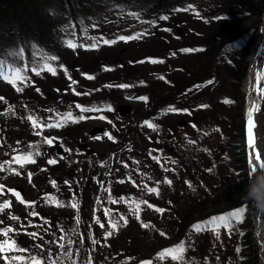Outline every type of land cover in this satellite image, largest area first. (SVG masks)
Returning a JSON list of instances; mask_svg holds the SVG:
<instances>
[{
  "label": "rangeland",
  "instance_id": "374dc122",
  "mask_svg": "<svg viewBox=\"0 0 264 264\" xmlns=\"http://www.w3.org/2000/svg\"><path fill=\"white\" fill-rule=\"evenodd\" d=\"M126 10L131 11L112 23L97 24L92 17L111 12L81 10L76 22H69L70 34L56 35L64 36V47L78 33L85 42L86 54L64 53L60 63L67 67L78 70L92 65L86 72L91 74L104 63L125 66L114 75L128 74L130 80L120 83L136 84L131 91L137 88L143 100L132 105L127 116L120 117L123 107L110 100V92H99L98 86L116 76L109 79L102 71L95 72V83L84 82L88 75L73 82L56 58L29 61L24 57L26 46L16 53L13 47L0 51L10 57L3 61L6 80L18 77L8 87L4 79L0 82V150L4 151L0 165L20 171L8 180L17 186L14 193H19L10 194L13 205L30 211L26 202L34 200L48 205L40 209L49 211L57 202L64 218L60 224H68L67 217H72L81 229L97 226L112 233L110 242L118 246L117 254L120 249L129 253L116 262L114 253H109L112 263L87 256L86 264H137L141 257L148 258L142 264H262L257 230L264 225V215L256 210L261 206L253 187H263L254 181L249 163L252 150L259 148L260 165L264 164V100L259 133L251 123L260 138L259 147L254 148L248 143L250 94L246 89L249 84L250 91L258 93L259 85L251 86L252 59L262 55L264 63L258 45V35L264 32V0H140L133 8L116 12ZM121 31H134L127 38H136L122 40ZM45 33L54 35L53 29ZM37 36L16 43L32 44V56L38 57L35 43L45 39ZM61 37H48L49 50L61 53ZM180 76L192 79L179 92L181 98L156 106L168 99L161 85L170 77L180 82ZM197 83L202 84L196 87ZM152 84L158 100L152 98ZM87 91L91 96L85 95ZM28 101L30 108L19 113L16 104ZM98 102L112 103L114 108L98 106L102 105ZM32 105L38 106L37 118L30 114L31 120L21 121L20 115L34 113ZM83 106L90 114H83ZM67 116L80 117V122L58 129L59 120ZM113 120L123 123L119 140L111 129ZM26 156L31 160L23 159ZM50 160L56 162L50 164ZM260 173L258 181L264 185V168L260 167ZM116 185L120 198L110 200L107 188L115 193L112 186ZM233 213H239L238 218ZM220 217L230 220L222 226ZM195 225L202 230L196 231ZM252 232L254 246L246 247H252L249 258L244 233ZM165 245L167 250L182 246L184 251L161 258ZM95 249L100 252L91 244L89 253Z\"/></svg>",
  "mask_w": 264,
  "mask_h": 264
},
{
  "label": "trees",
  "instance_id": "16d2710c",
  "mask_svg": "<svg viewBox=\"0 0 264 264\" xmlns=\"http://www.w3.org/2000/svg\"><path fill=\"white\" fill-rule=\"evenodd\" d=\"M140 0H110V2H104V0H0V51L2 53H5L8 47H13L17 48L15 49L18 51V48H23V46H26L27 49L24 52V57L32 61L34 63L40 62L42 59L44 60H52L53 57L56 58L55 63L58 65L63 64L65 67L63 68L64 73L67 75L68 79H79L80 76H87L92 77V79L87 78L84 80V82L90 84L91 82L95 83L96 82V76L95 72H102L106 71L107 74H109V79L113 78L116 76L117 79H111L109 82L102 83V85L98 86L99 92L104 93V92H110V100L115 103L116 100L114 98L118 95V99L120 101H128L135 99L136 96L139 95V92L137 91V88L135 91H131L133 88L136 87V84L130 85L127 83H120L123 80H130L129 75L125 74L124 76L120 75H114V72L116 73L118 70L123 69L125 66L122 64H110V63H104L100 66V69L98 71H95L94 73H86L87 71L90 70L91 66L89 67H78L73 68L71 66L67 67L66 64L60 63L64 61V53H77L78 56L80 54H86L84 51V47L81 46V33H78L74 35V38L72 39V45H75V47H70L69 45L67 47L63 46V39L64 36H58L56 34H59V32L62 35H68L70 34V27L71 24L73 25V22H76V15L77 12L81 10H89L93 12L94 14H98L100 12H114L111 14L109 17L108 21H116L119 16V12L116 11H121L126 8H133L135 5L138 4ZM106 6V7H103ZM108 6L110 8H108ZM222 4L218 7L220 8ZM122 16H126V11L121 12ZM128 17H131L129 14ZM69 22H68V21ZM77 26V25H76ZM53 28H56V31L53 36L47 35L45 32L48 30H52ZM78 28V27H77ZM134 31H131V33ZM250 31L247 32L249 34ZM125 34H129L128 32ZM35 35H38L37 37H41L45 39L43 42L40 40V44L42 47V50L40 52V55L38 52L37 55L38 57H33L31 50H32V45L29 44H19L16 43L17 39H22L24 40L26 38H34ZM48 37H54L58 38L61 37L62 39V48H61V53L57 54L53 50H49L48 42L47 39ZM81 42V43H80ZM232 41H227L224 45L227 47L230 45ZM226 47H221V49H225ZM197 49H199L197 47ZM175 52V51H174ZM192 54H196L199 52L198 50L191 51ZM10 54V52H8ZM1 57V56H0ZM6 58L5 54L2 56ZM40 57V58H39ZM200 58H203L202 56H197ZM196 58V57H194ZM1 61H3V58H0ZM19 61L17 62V64ZM177 67H174L173 69L175 70ZM167 74H169L171 71H165ZM177 72V71H174ZM0 74H2L0 70ZM182 81L177 82L175 80H171L170 78H167V80L161 85V89L165 91V93L168 95L167 100H160L161 102L158 103L156 102V106H162L163 102H166L165 104L169 102H173L174 100H177L178 98H181V95H178L179 92L182 90L183 87L188 88L187 86L190 85L192 79L191 77L185 78L183 76H180ZM122 79V80H121ZM81 83V79L78 81ZM160 82V81H159ZM163 82V81H161ZM160 82V83H161ZM204 82V80H203ZM159 83V84H160ZM202 83H197L196 87ZM84 86L85 83L83 84ZM121 85H128L129 87H120ZM132 86V87H130ZM195 87V88H196ZM128 88V89H125ZM64 89V88H62ZM125 89V90H121ZM95 90V89H94ZM191 90L189 88L187 91ZM185 91H183L184 93ZM85 93V92H84ZM88 94H85L86 96H91L92 92L87 91ZM151 95L152 98L155 97L156 100L159 99L158 96L155 94V89L152 84V90H151ZM85 97V96H84ZM117 98V97H116ZM119 101V102H120ZM102 105L98 106H105L106 104L110 103H103V102H98ZM24 106V107H23ZM19 107L23 110V112L27 111L30 108V102L28 101L27 103L19 104ZM32 110L34 113L31 112H26L25 117L30 116V114H33L35 117L37 115V107L36 105H32ZM115 196L119 195L114 194ZM47 216L50 217V215L47 214ZM72 223H74L73 219H70ZM204 225V224H203ZM219 225L223 226V223H219ZM218 225V226H219ZM148 226V224H147ZM75 228V225H66L64 227L65 230L69 228ZM92 230H86V228H83V232L78 233L75 230L69 231L64 235V233L59 229H55L53 231V235L55 236V239L58 241V244L60 246V253H59V258L58 262L59 264H86L87 262V256H92L93 259H97L98 262H103L104 260L110 261L112 263L111 257L109 256V253L113 252L115 255V262L117 260H123L126 254H129L127 251H124V249L117 250L116 248L118 247L117 245H114L113 242H110L111 240V235L104 237L102 234L94 233L91 232ZM43 234V233H42ZM40 234V235H42ZM246 235V245H245V250L249 254V258H251L250 255V250L254 246V235L252 233H244ZM252 234V238H251ZM250 235V237H249ZM106 243V244H105ZM91 244H96L100 248V252H97L95 249V253L90 252L89 253V248L91 247ZM112 244V245H111ZM252 244V247L246 248ZM36 245L41 246V250L37 251L40 256H43L46 253V242L45 238L39 239L36 241V244L33 246L35 247ZM55 245V243H54ZM63 245V247H61ZM105 245H108L107 248H103ZM56 246V245H55ZM116 247V248H115ZM93 248V245H92ZM91 248V249H92ZM104 249V251H103ZM168 249L167 245H165L163 248L160 249V251H164ZM71 254L69 257L68 254ZM19 254H22L19 252ZM105 254V256H104ZM121 255V259H120ZM19 256V255H17ZM141 257V256H140ZM24 264H27L26 260H28L27 257H24ZM86 258V259H85ZM246 259V258H245ZM145 263L148 261L147 257H141L137 264L140 262L141 264ZM127 263V262H126ZM16 264H22V261L16 262Z\"/></svg>",
  "mask_w": 264,
  "mask_h": 264
},
{
  "label": "snow or ice",
  "instance_id": "6c2138e0",
  "mask_svg": "<svg viewBox=\"0 0 264 264\" xmlns=\"http://www.w3.org/2000/svg\"><path fill=\"white\" fill-rule=\"evenodd\" d=\"M162 19H167V17H162ZM135 38L136 37H130V38L120 37V39H122V40H124V39H135ZM104 43L105 44H108L110 42L109 41H104ZM69 46L70 47H75V45H72V44H70ZM52 59H55V57H53ZM88 78L89 79H92V77H88ZM120 87H129V86L128 85H121ZM0 99H2V98H0ZM144 99H146V98H144ZM29 119L31 120L32 118L29 117ZM33 125L36 126V122L35 121H33ZM148 126L149 127H154V125H152L151 123H149ZM250 131H251V129H250ZM47 143L48 144H51L52 143V140L49 139L47 141ZM250 145H252L255 148V145L252 144L251 139H250ZM16 159H17V162H19V159L20 158H16ZM23 159L31 160V157L30 156H26V157H23ZM256 159L257 160L260 159V154L259 153L256 154ZM55 162L56 161H54V160H50L49 161L50 164L51 163H55ZM260 167L261 168H264V164H261ZM2 169H3V166L0 165V170H2ZM167 183L171 184V181H167ZM2 191H3V185H0V192H2ZM150 191L155 192L157 190L156 189H150ZM14 194L17 195V196H19V193H14ZM8 207H9V205L7 203H5L2 207H0V210H3L4 208H8ZM72 207H75V205L73 204ZM157 211H163V210L157 209ZM232 216L238 218L239 213H233ZM13 218L16 219V217H13ZM219 220L221 221V223H225L226 224V223L229 222L230 218L220 217ZM144 226L147 227V225H144ZM112 227L115 228L116 225L113 224ZM194 229L196 231H201L202 230V228H201L200 225H195L194 226ZM13 231H14V229H11V228L5 229V230H3V235L5 237H7L8 234H9V232H13ZM31 235L35 236L36 234L35 233H31ZM109 235H111V233H109ZM61 247H63V245H61ZM8 251H18V252H21V253H26L29 250L28 249H25V248H18V247H16V241H14V240H12V241L5 240L3 244H0V252H8ZM172 251H175L177 254H181V253H183L184 249L181 246V247H179L178 249H175V250H166L165 253H162L161 254V258H163V256L166 255V254H170ZM68 255H69V257L71 256L70 253ZM176 258H178V256H173V259H176ZM4 259L5 260H8L9 258L7 256H5ZM24 259L25 258L23 256H12L11 257V260L12 261H24ZM28 264H42V259H38L36 256H30L28 258Z\"/></svg>",
  "mask_w": 264,
  "mask_h": 264
},
{
  "label": "bare ground",
  "instance_id": "6f19581e",
  "mask_svg": "<svg viewBox=\"0 0 264 264\" xmlns=\"http://www.w3.org/2000/svg\"><path fill=\"white\" fill-rule=\"evenodd\" d=\"M258 45L260 44V52L264 55V32H263V34H261V35H258ZM260 58H256V59H252V64L254 65L255 64V61L256 60H259ZM256 65V64H255ZM253 67V66H252ZM260 70H261V67H260ZM258 73H259V71H258ZM251 86H252V88H254V83H253V76H252V81H251ZM247 93L248 94H250V97L248 98V102H247V106H248V108H247V114L248 115H251V114H253V116L255 117V121H256V131L259 133V127H260V125L262 124L261 123V116H262V114H261V111L260 110H256V109H254V107H253V104H254V98H255V91L252 93L251 91H250V88H249V84H247ZM255 114V115H254ZM250 117V116H249ZM248 117V118H249ZM262 140V139H261ZM256 141H259L260 142V140H258V135H257V139H256ZM255 141V142H256ZM254 142V143H255ZM253 143V144H254ZM251 146V145H250ZM258 206H261L260 207V210L261 209H263L264 210V199L262 198V196H261V199H259V205ZM258 212H260V211H258ZM261 212H262V210H261ZM260 212V213H261ZM261 214H263L264 215V213L262 212ZM263 230H264V225H263ZM263 256H264V252H263ZM263 262H264V258H263Z\"/></svg>",
  "mask_w": 264,
  "mask_h": 264
},
{
  "label": "water",
  "instance_id": "95a60500",
  "mask_svg": "<svg viewBox=\"0 0 264 264\" xmlns=\"http://www.w3.org/2000/svg\"><path fill=\"white\" fill-rule=\"evenodd\" d=\"M129 107H123L122 109H120V113L123 115V116H127L128 114H129ZM253 121V120H252ZM255 147H259V143H258V141H256V143H255ZM259 151H260V149L259 148H256V150H252V152L253 153H256V152H258L259 153ZM251 161H252V163H253V165H252V173L253 174H255V179H254V181H256L258 184H260V185H262L261 183H259V181H258V179H260L261 180V175L259 174V170L257 169V166H258V162H259V160H257L256 159V157H255V155H252V157H251ZM260 161H261V156H260ZM255 169V170H254ZM256 170L258 171V172H256ZM253 171H255V173L253 172ZM254 178V177H253ZM262 186H264V185H262ZM254 188V193H255V195H256V197H257V199H259V196H261V189L259 188L258 189V187H253ZM259 211V210H258ZM261 220V218H257V221H260ZM259 229L257 230V238H258V242H259V246H260V251H261V254H262V257L264 258V256H263V252H264V231L262 232V230H261V228L260 227H258Z\"/></svg>",
  "mask_w": 264,
  "mask_h": 264
}]
</instances>
